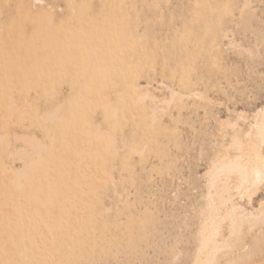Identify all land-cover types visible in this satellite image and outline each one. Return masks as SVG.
Returning <instances> with one entry per match:
<instances>
[{
	"label": "rangeland",
	"instance_id": "374dc122",
	"mask_svg": "<svg viewBox=\"0 0 264 264\" xmlns=\"http://www.w3.org/2000/svg\"><path fill=\"white\" fill-rule=\"evenodd\" d=\"M263 104L264 0H0V264H189Z\"/></svg>",
	"mask_w": 264,
	"mask_h": 264
},
{
	"label": "bare ground",
	"instance_id": "6f19581e",
	"mask_svg": "<svg viewBox=\"0 0 264 264\" xmlns=\"http://www.w3.org/2000/svg\"><path fill=\"white\" fill-rule=\"evenodd\" d=\"M176 94L172 90L171 98ZM137 97L155 103L157 100L147 87L139 89ZM156 114L155 108L148 117L156 118ZM240 120L247 121L244 113L238 115L237 121H221V127L230 128L231 132L205 173L206 192L199 208L194 255L189 264H264V240L254 234L257 228H264V204L255 211L242 204L243 200L251 202L264 183V104L255 111L246 131ZM29 144L36 153L39 143ZM250 237L253 240L248 244Z\"/></svg>",
	"mask_w": 264,
	"mask_h": 264
}]
</instances>
